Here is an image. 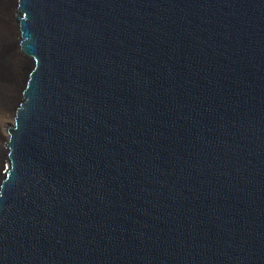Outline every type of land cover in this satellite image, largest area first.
<instances>
[{
	"label": "water",
	"instance_id": "obj_1",
	"mask_svg": "<svg viewBox=\"0 0 264 264\" xmlns=\"http://www.w3.org/2000/svg\"><path fill=\"white\" fill-rule=\"evenodd\" d=\"M1 5L0 264H264V0Z\"/></svg>",
	"mask_w": 264,
	"mask_h": 264
},
{
	"label": "bare ground",
	"instance_id": "obj_2",
	"mask_svg": "<svg viewBox=\"0 0 264 264\" xmlns=\"http://www.w3.org/2000/svg\"><path fill=\"white\" fill-rule=\"evenodd\" d=\"M9 23L7 22V14L5 10V6L1 5L0 6V48L2 45H10V37H9ZM11 50V48H9ZM12 56V61H16L19 66H22L24 64V60L21 58L20 55H18L16 52L11 53ZM18 66V68H19ZM3 87V83L0 82V131L2 128L5 127L7 124L8 120V111L10 108V104L12 103V95H9L6 91L9 90V85H10V90L13 92L15 91V85L13 86L12 84H7ZM14 96V95H13ZM13 117V116H12ZM1 153V150H0Z\"/></svg>",
	"mask_w": 264,
	"mask_h": 264
},
{
	"label": "rangeland",
	"instance_id": "obj_3",
	"mask_svg": "<svg viewBox=\"0 0 264 264\" xmlns=\"http://www.w3.org/2000/svg\"><path fill=\"white\" fill-rule=\"evenodd\" d=\"M14 63L18 64L15 60L13 61ZM1 82V81H0ZM6 84L4 83L3 84V87L5 86ZM9 95H12V97L14 98L13 95H15V91L13 92L12 94V91L10 90V85H9V90L6 91ZM12 98V99H13ZM13 101V100H12ZM12 109V103L10 104V108H9V111H8V120H7V124L5 125L4 128H2V130L0 131V147H3L5 142L7 141V133L5 132V130L7 129V127H11L12 126V119H13V111L11 110Z\"/></svg>",
	"mask_w": 264,
	"mask_h": 264
}]
</instances>
